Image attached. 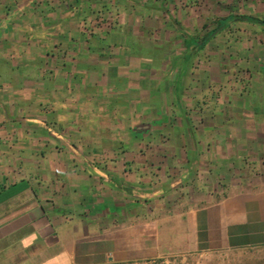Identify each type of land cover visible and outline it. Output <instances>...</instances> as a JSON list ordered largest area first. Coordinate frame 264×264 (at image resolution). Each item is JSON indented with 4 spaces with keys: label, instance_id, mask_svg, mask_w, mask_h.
I'll list each match as a JSON object with an SVG mask.
<instances>
[{
    "label": "crops",
    "instance_id": "0c3cea01",
    "mask_svg": "<svg viewBox=\"0 0 264 264\" xmlns=\"http://www.w3.org/2000/svg\"><path fill=\"white\" fill-rule=\"evenodd\" d=\"M193 8L0 0V246L24 250L14 264L264 247V131L242 114L228 125L226 96L194 79L215 31L188 29Z\"/></svg>",
    "mask_w": 264,
    "mask_h": 264
},
{
    "label": "rangeland",
    "instance_id": "374dc122",
    "mask_svg": "<svg viewBox=\"0 0 264 264\" xmlns=\"http://www.w3.org/2000/svg\"><path fill=\"white\" fill-rule=\"evenodd\" d=\"M189 3L194 8L188 29L195 35L215 31L203 49L194 50L190 63L194 79L204 82L205 89L209 87L212 98L226 96L225 110L231 115L228 125L235 124L232 116L242 114L244 130L247 124L253 130L257 124L258 130L264 131V33L260 25L242 19L249 15L264 18V0H189ZM227 16L233 19L220 26L218 19ZM23 251L19 247L0 246V264H14ZM147 264H264V247L174 254Z\"/></svg>",
    "mask_w": 264,
    "mask_h": 264
},
{
    "label": "trees",
    "instance_id": "16d2710c",
    "mask_svg": "<svg viewBox=\"0 0 264 264\" xmlns=\"http://www.w3.org/2000/svg\"><path fill=\"white\" fill-rule=\"evenodd\" d=\"M229 18H224L222 21H220V23H222L223 21L227 20ZM245 19L249 22H252V23H255V24H258L262 27L263 31H264V18H260V17H257V16H245ZM208 41V38H206L203 43L201 45H199L200 47H202L205 43H207Z\"/></svg>",
    "mask_w": 264,
    "mask_h": 264
}]
</instances>
